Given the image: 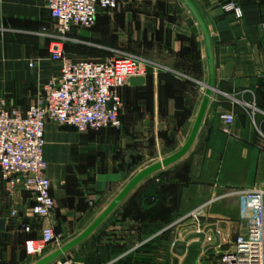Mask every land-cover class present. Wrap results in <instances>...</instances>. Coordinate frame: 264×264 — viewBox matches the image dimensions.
<instances>
[{
  "label": "crops",
  "instance_id": "obj_1",
  "mask_svg": "<svg viewBox=\"0 0 264 264\" xmlns=\"http://www.w3.org/2000/svg\"><path fill=\"white\" fill-rule=\"evenodd\" d=\"M193 2L211 34L215 90L190 152L143 181L112 213L140 230L170 227L225 188L264 182V0ZM231 3L242 9V17L225 8ZM55 34L48 0H0V101L27 110L60 73V63L50 59ZM128 49L146 73L132 76L121 89L120 129L81 132L47 123L45 157L57 234L67 232L73 219H97L151 151L175 153L193 128L208 62L202 28L185 2L118 0L116 10L100 11L92 28H75L64 45L73 59L104 60ZM254 104L257 110L249 106ZM227 113L234 115L229 132L222 118ZM138 156L143 161L135 164ZM32 205L29 193L10 194L0 177V220L5 219L0 264L23 261L25 241L38 235L23 225L36 231L44 225L31 216ZM14 208L20 210L18 219L11 218ZM213 211L205 209L203 224L216 225L222 237L243 230L241 216L230 223Z\"/></svg>",
  "mask_w": 264,
  "mask_h": 264
},
{
  "label": "built area",
  "instance_id": "obj_2",
  "mask_svg": "<svg viewBox=\"0 0 264 264\" xmlns=\"http://www.w3.org/2000/svg\"><path fill=\"white\" fill-rule=\"evenodd\" d=\"M48 7L56 21L50 59L60 63V73L48 81L27 110L0 101V177L10 194L18 190L29 193L33 202L31 216L44 222L37 231L29 224L23 225L29 234L38 232L37 237L28 238L24 245L26 254L34 257H42L50 246L59 245L60 241L45 157L47 123L82 132L120 129L121 89L132 76L146 73L144 63L135 55L117 54L104 60H89L73 59L64 51V43L75 28L93 27L100 11L113 12L118 0H48ZM225 8L238 17L243 16L242 9L233 3ZM249 106L257 110L255 104ZM222 118L229 132L234 115L227 113ZM233 194L240 197L244 228L228 242L221 235V244L214 247L224 248L218 264H264V182L235 189ZM206 206L183 218L193 219L196 232L207 227L201 223ZM11 217H19L17 208L11 210ZM208 242H211L209 233L204 245ZM207 251L202 253L199 264ZM206 259L212 261L210 256Z\"/></svg>",
  "mask_w": 264,
  "mask_h": 264
},
{
  "label": "rangeland",
  "instance_id": "obj_3",
  "mask_svg": "<svg viewBox=\"0 0 264 264\" xmlns=\"http://www.w3.org/2000/svg\"><path fill=\"white\" fill-rule=\"evenodd\" d=\"M78 28V27H77ZM92 28V27H91ZM90 29V28H85ZM69 40V35L68 39ZM65 41V43L67 42ZM64 43V45H65ZM132 50H121L116 54L135 55ZM82 132V131H81ZM150 155L144 159L143 163L135 167L134 171L142 170L152 163L161 161L166 157L163 153L151 151ZM156 153V154H155ZM235 188H225L218 193L213 199L206 203L198 205L188 213L190 215L196 209L206 206V210L213 207V212L217 215L224 214V219L231 222V219H240L241 203L240 197L234 195ZM233 195V196H232ZM235 196V197H234ZM223 197H227L224 198ZM221 198V199H220ZM217 199H220L216 201ZM18 210V208H17ZM20 213V210H18ZM203 212L202 217L204 216ZM18 219L17 217H11ZM91 217L77 218L71 220L67 232L60 231L59 245L50 246L42 257L29 256L25 252L23 261L19 264H34L60 249L78 235H80L93 221ZM214 220V219H213ZM201 223L203 221L201 219ZM92 224V223H91ZM133 223L122 220L120 216L110 215V217L84 242L50 264H181L183 255L182 251H174L173 240H184L190 234L196 232L195 224L191 217L182 219L172 226H160L136 229L131 225ZM201 224V225H202ZM232 233L224 234L226 242L235 237L237 231L232 229ZM211 242L214 244L216 237L212 231L209 232ZM224 248H209L201 264H218L220 253ZM210 256L212 261H206ZM212 262V263H211Z\"/></svg>",
  "mask_w": 264,
  "mask_h": 264
},
{
  "label": "water",
  "instance_id": "obj_4",
  "mask_svg": "<svg viewBox=\"0 0 264 264\" xmlns=\"http://www.w3.org/2000/svg\"><path fill=\"white\" fill-rule=\"evenodd\" d=\"M187 7L190 9L191 13L194 15L198 23L200 24L206 44V52H207V62H208V81L205 85L206 91L203 97V100L200 105V109L198 111L196 120L194 122L193 128L187 139L186 143L183 145L181 149L176 151L175 153L163 158L161 161L150 164L144 169L140 170L120 191V193L112 200V202L107 206V208L100 214V216L95 219L92 224H90L80 235L74 238L72 241L61 247L60 249L54 251L53 253L47 255L42 258L38 262L34 264H50L78 245L88 239L109 217L112 213L122 204V202L131 194V192L137 188L143 181L150 178L154 174L160 172L164 168H168L180 160H182L195 145L210 101L212 94L215 90V79H216V67L213 56V46L211 40V34L209 31V27L207 22L199 11L193 0H183ZM264 83V81H262ZM143 161L142 156H138L135 158V164ZM5 226V219L0 220V230H3ZM212 231L216 237V242L210 245H204L207 234ZM221 244V233L217 230L216 225L207 226L204 231L190 234L184 240H177L174 244V251L181 250L184 254L183 260L181 264H199L201 255L204 251L212 247H218Z\"/></svg>",
  "mask_w": 264,
  "mask_h": 264
}]
</instances>
